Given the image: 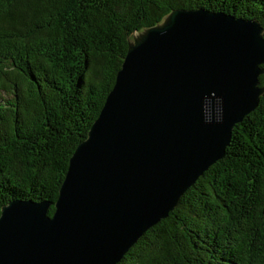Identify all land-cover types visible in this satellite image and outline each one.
<instances>
[{
  "label": "water",
  "instance_id": "obj_1",
  "mask_svg": "<svg viewBox=\"0 0 264 264\" xmlns=\"http://www.w3.org/2000/svg\"><path fill=\"white\" fill-rule=\"evenodd\" d=\"M255 19L175 8L128 40L50 202L0 209V264H116L223 157L264 87Z\"/></svg>",
  "mask_w": 264,
  "mask_h": 264
},
{
  "label": "trees",
  "instance_id": "obj_2",
  "mask_svg": "<svg viewBox=\"0 0 264 264\" xmlns=\"http://www.w3.org/2000/svg\"><path fill=\"white\" fill-rule=\"evenodd\" d=\"M197 7L264 29V0H0V209L48 201L52 215L131 34ZM116 264H264V90L223 157Z\"/></svg>",
  "mask_w": 264,
  "mask_h": 264
}]
</instances>
